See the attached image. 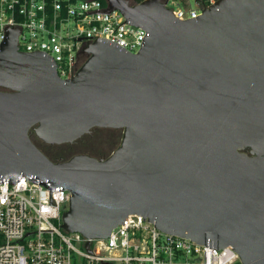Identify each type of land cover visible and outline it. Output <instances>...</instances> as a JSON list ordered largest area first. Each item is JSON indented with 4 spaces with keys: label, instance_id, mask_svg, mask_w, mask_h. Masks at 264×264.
<instances>
[{
    "label": "water",
    "instance_id": "1",
    "mask_svg": "<svg viewBox=\"0 0 264 264\" xmlns=\"http://www.w3.org/2000/svg\"><path fill=\"white\" fill-rule=\"evenodd\" d=\"M168 1L106 0L146 30L142 46L132 53L97 36L74 74L72 56L69 79L45 51H20L18 29L6 27L0 183L44 184L50 204L67 190L63 227L88 238L139 214L264 264V0H218L187 20ZM94 127L123 130L105 159L54 162L32 139L72 143Z\"/></svg>",
    "mask_w": 264,
    "mask_h": 264
},
{
    "label": "built area",
    "instance_id": "2",
    "mask_svg": "<svg viewBox=\"0 0 264 264\" xmlns=\"http://www.w3.org/2000/svg\"><path fill=\"white\" fill-rule=\"evenodd\" d=\"M217 1L169 0L167 7L187 20ZM106 9V0H0V44L6 27L18 29L20 51H45L60 77L69 79L72 56L74 74L82 65L83 46L97 36L139 52L146 30L120 10ZM51 199L52 204L48 187L29 178L0 183V264H242L230 246L210 248L164 232L139 214L128 215L106 238L69 232L63 214L70 193L54 190Z\"/></svg>",
    "mask_w": 264,
    "mask_h": 264
},
{
    "label": "rangeland",
    "instance_id": "3",
    "mask_svg": "<svg viewBox=\"0 0 264 264\" xmlns=\"http://www.w3.org/2000/svg\"><path fill=\"white\" fill-rule=\"evenodd\" d=\"M193 1L194 0H189L190 3H193ZM122 136V129L94 130L93 132L83 136L82 139L77 141L76 143H66L59 146V148L63 149L66 156H69L79 151L96 153L97 151L95 149H92L90 145L94 144L95 146L97 144L98 149H101L99 151L110 154L115 148L120 145Z\"/></svg>",
    "mask_w": 264,
    "mask_h": 264
},
{
    "label": "flooded vegetation",
    "instance_id": "4",
    "mask_svg": "<svg viewBox=\"0 0 264 264\" xmlns=\"http://www.w3.org/2000/svg\"><path fill=\"white\" fill-rule=\"evenodd\" d=\"M87 56V53H83L81 54V61L84 60V58ZM100 129H120V128H109V127H94L90 130V132H88L87 134L93 132L94 130H100ZM32 135H34V139L36 140V142L39 144V146L42 148L43 152L50 158L52 159L54 162H61V161H66L68 159H70L71 157H73L74 155L76 154H87V155H90L92 157H95L97 159H105L107 158L115 149V148L110 154H107V153H103L99 150L101 149H98V146L97 144L94 146V144L90 145L92 149H95L97 152L95 153H91V152H88V151H79L73 155H69V156H66L65 155V152L63 151V149L59 148V146L61 145H64L66 143H63V144H48V143H45L43 142L42 140H40L36 135L35 133L33 132ZM86 135V134H85ZM83 135V136H85ZM82 136V137H83ZM79 138L77 139L76 141L72 142V143H76L77 141L81 140L82 139ZM122 140V139H121ZM46 151V152H45ZM50 154V156H49Z\"/></svg>",
    "mask_w": 264,
    "mask_h": 264
},
{
    "label": "trees",
    "instance_id": "5",
    "mask_svg": "<svg viewBox=\"0 0 264 264\" xmlns=\"http://www.w3.org/2000/svg\"><path fill=\"white\" fill-rule=\"evenodd\" d=\"M136 3L137 2H141V1H143V0H134ZM87 58V56L84 58V60L83 61H81L82 62V64H83V62L85 61V59ZM32 139H33V141H34V143L42 150V148L39 146V144L36 142V140L34 139V135H32ZM43 151V150H42Z\"/></svg>",
    "mask_w": 264,
    "mask_h": 264
}]
</instances>
